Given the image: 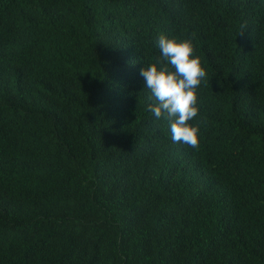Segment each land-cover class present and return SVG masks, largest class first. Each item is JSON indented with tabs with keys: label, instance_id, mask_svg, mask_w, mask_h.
Here are the masks:
<instances>
[{
	"label": "trees",
	"instance_id": "trees-1",
	"mask_svg": "<svg viewBox=\"0 0 264 264\" xmlns=\"http://www.w3.org/2000/svg\"><path fill=\"white\" fill-rule=\"evenodd\" d=\"M160 34L198 149L148 111ZM0 264H264V0H0Z\"/></svg>",
	"mask_w": 264,
	"mask_h": 264
},
{
	"label": "clouds",
	"instance_id": "clouds-1",
	"mask_svg": "<svg viewBox=\"0 0 264 264\" xmlns=\"http://www.w3.org/2000/svg\"><path fill=\"white\" fill-rule=\"evenodd\" d=\"M156 45L161 52L159 61L145 66L140 72L145 89L150 91L154 100L148 111L156 120L168 121L174 143L198 149L200 127L190 121L199 114L197 90L207 72L199 57L194 56L190 40L170 39L160 34Z\"/></svg>",
	"mask_w": 264,
	"mask_h": 264
}]
</instances>
